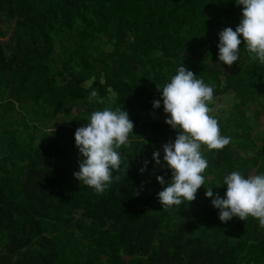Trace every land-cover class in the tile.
I'll return each instance as SVG.
<instances>
[{
  "label": "trees",
  "instance_id": "obj_1",
  "mask_svg": "<svg viewBox=\"0 0 264 264\" xmlns=\"http://www.w3.org/2000/svg\"><path fill=\"white\" fill-rule=\"evenodd\" d=\"M241 18L235 0H0V264H264L259 221L222 222L205 195L223 198L232 171L264 173V65L242 36L237 62L218 58L219 33ZM182 64L213 87L210 108L233 96L214 116L231 140L202 146L196 199L163 208V145L179 130L158 88ZM104 107L128 111L134 129L98 194L74 176V134Z\"/></svg>",
  "mask_w": 264,
  "mask_h": 264
},
{
  "label": "clouds",
  "instance_id": "obj_2",
  "mask_svg": "<svg viewBox=\"0 0 264 264\" xmlns=\"http://www.w3.org/2000/svg\"><path fill=\"white\" fill-rule=\"evenodd\" d=\"M235 2L242 6V18L235 30L226 27L219 33V61L229 67L238 61L242 36L251 60L264 65V0ZM158 90H162L163 111L168 114L165 122L179 130L174 142L163 145V161L172 175L158 197L163 208H168L195 200L197 191L205 186L203 173L208 168V161L202 146L209 151L222 150L231 138L221 134L218 120L210 114L213 87L183 64L171 76L170 82ZM88 99L90 103H104L95 90ZM160 104V100H155L153 107L159 108ZM133 129L134 123L126 110L104 107L93 111L86 125L74 134L75 144L83 157L79 171L74 173L75 178L102 194L112 183L113 170L120 169L121 156L117 150L130 143ZM160 157V151L155 150V164L164 167ZM156 179L161 185L166 183L164 176ZM223 185L227 186L223 198L218 193L214 195L213 187H207L205 193L206 197L212 198L213 207L219 209V219L227 222L238 217L245 221L251 216L264 228V173L245 178L240 171H232L224 177Z\"/></svg>",
  "mask_w": 264,
  "mask_h": 264
},
{
  "label": "rangeland",
  "instance_id": "obj_3",
  "mask_svg": "<svg viewBox=\"0 0 264 264\" xmlns=\"http://www.w3.org/2000/svg\"><path fill=\"white\" fill-rule=\"evenodd\" d=\"M222 99H223V100H222ZM222 99L219 100V105H217V106L211 108V109H212V112H211L210 114H211L212 116L217 115V112L219 111L218 108H219L221 105L232 106V104L234 103L233 100H232L233 97H232L230 94L223 96ZM252 108H253V109H257L255 106H252ZM228 129H229V130H232L233 127L231 126V127H229ZM234 131H236V129H235Z\"/></svg>",
  "mask_w": 264,
  "mask_h": 264
}]
</instances>
